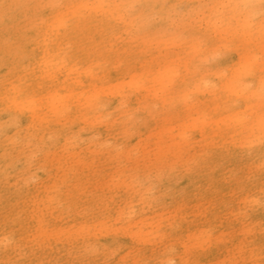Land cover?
Here are the masks:
<instances>
[{"label":"rangeland","instance_id":"374dc122","mask_svg":"<svg viewBox=\"0 0 264 264\" xmlns=\"http://www.w3.org/2000/svg\"><path fill=\"white\" fill-rule=\"evenodd\" d=\"M0 23V264H264V0H0Z\"/></svg>","mask_w":264,"mask_h":264},{"label":"bare ground","instance_id":"6f19581e","mask_svg":"<svg viewBox=\"0 0 264 264\" xmlns=\"http://www.w3.org/2000/svg\"><path fill=\"white\" fill-rule=\"evenodd\" d=\"M179 8V7H178ZM6 9V8H5ZM8 9V8H7ZM180 9V8H179ZM178 9V10H179ZM8 28H9V26H7V25H5V24H3V23H0V31H4V30H8ZM8 35V34H7ZM7 52L9 53V55L10 56H13L14 58H17L18 59V61H17V63L18 62H20V60H21V58H22V55H23V50L19 47V46H17V47H14L12 50H7ZM7 55V54H6ZM12 62V61H11ZM14 66H16V65H14ZM79 80H80V78H78V81L77 82H79ZM137 82H135V80H132V84L133 85H135ZM13 89H15V88H13ZM88 89H89V91H87L88 92V94H91V96L92 97H95L94 96V91H93V87H92V85H90V87H88ZM15 91H16V89H15ZM59 92H61V90L59 91ZM52 94H54V92L52 93ZM54 95H56V94H54ZM53 95V96H54ZM52 96V97H53ZM86 97V96H85ZM64 98H67V97H64ZM2 101L1 102H4V103H7L8 101H12L11 103L14 105V106H17L18 108H20V104H22V102H23V100H20L17 96H14V97H10V99L9 98H7V97H4V96H2ZM72 99H73V96L71 97V99H69V102H72ZM56 100V102H55V104H58V103H60V101H58L59 99L57 98V97H54V101ZM33 102L32 103H34V102H37V103H39V104H44L45 106H46V108L49 110V113L53 110V105H51V101L50 100H48V99H45V100H36V99H33L32 100ZM90 99H89V101H87V102H85L84 104H79V105H76V110H75V112H73L72 113V115L73 116H75V117H79V116H82V115H84L85 114V111H84V109L89 105V104H91L90 103ZM76 103H79V101H77ZM35 104H31L30 105V112H32V113H34L35 112V110H33L32 109V106H34ZM67 105H69V103L67 104ZM60 109H58V110H56V111H59ZM31 121H32V119H31ZM6 168H5V166H2V168H1V174H0V176L2 175V173L4 172V170H5ZM0 235L3 237L2 239H0V243L1 242H3V241H6V240H11V239H13L14 238V233L13 232H11V231H9V230H7V229H5L4 227H2L1 225H0ZM2 244V243H1ZM14 244H16V243H14ZM180 258L181 257H179V254L178 253H173L172 255H168V256H166V260H165V263L166 264H174L175 263V261H177L178 262V264H186V262L181 258V260H180ZM163 264V263H162Z\"/></svg>","mask_w":264,"mask_h":264}]
</instances>
